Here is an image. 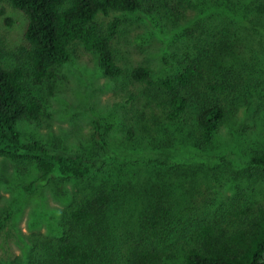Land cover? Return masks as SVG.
Wrapping results in <instances>:
<instances>
[{
    "label": "trees",
    "instance_id": "trees-1",
    "mask_svg": "<svg viewBox=\"0 0 264 264\" xmlns=\"http://www.w3.org/2000/svg\"><path fill=\"white\" fill-rule=\"evenodd\" d=\"M8 1L25 26L12 63L0 60V158L35 166L37 175L25 193L57 182L79 185L66 195L59 235L34 243L26 264H264V205L244 204L241 188L210 208L212 200L198 199L201 192L191 185L207 175L200 167L166 157L132 172L118 166L101 172L80 154L51 153L38 140L23 141L19 129L40 122L44 110L34 88L54 82L80 45L95 55L102 75L119 82L126 108L118 117L129 122L127 141L139 134L144 148L167 152L174 143L173 132L165 134L169 123L185 148L210 150L221 125L242 105L249 108L256 98L264 112L260 49L252 48L257 52L245 58L250 39L264 33V0H159L157 11L151 0ZM185 4L194 8L195 18L211 14L193 22ZM141 11L156 12L166 33L193 23L182 31L184 51L164 60L175 67L170 75L155 79L141 64L124 69L112 44L126 20H97L111 12ZM110 131L111 125L93 122L96 153L106 152ZM233 175L264 182V142ZM10 215H0V233Z\"/></svg>",
    "mask_w": 264,
    "mask_h": 264
},
{
    "label": "rangeland",
    "instance_id": "rangeland-1",
    "mask_svg": "<svg viewBox=\"0 0 264 264\" xmlns=\"http://www.w3.org/2000/svg\"><path fill=\"white\" fill-rule=\"evenodd\" d=\"M151 1L156 3L155 11L159 10V0ZM189 1L197 3V0ZM142 4L148 2L142 0ZM185 7L188 8L186 14L193 12V22L194 19L207 18L211 14L208 11L198 13L195 18L194 8L187 4ZM0 11L3 12L0 14V60L10 64L23 44L25 19L18 10L11 7L8 0H0ZM115 17L126 20L112 44L117 62L124 69L138 64L145 65L152 70L155 79L175 72V67L167 65L164 60L170 61L173 51L179 54L184 51L187 42L181 38L182 31L185 27H192L193 23L166 33L167 28H160L164 22L158 19L156 12L152 16L144 11L127 15L111 12L108 16H97V20L107 23ZM168 27L171 28L170 24ZM254 47L260 49L257 55L264 68L263 32L250 39V47L245 54L247 61L257 52L252 50ZM119 87L115 79L102 75L92 52L76 45L72 48L70 61L58 68L57 79L34 88L44 112L39 123L19 125L22 140H38L51 153L85 156L96 163L101 172L114 166L132 172L143 168L150 160L162 161L169 157L173 162L200 167V173L207 174L204 178L198 176L199 179L191 185L200 190L198 199L204 197L208 204L212 200L210 208L226 200L236 187L246 194L244 204L264 205L263 181H246L233 175V172L240 171L246 165L249 154L264 142V112L259 105L260 100L253 98L249 108L242 105L234 116L224 121L212 148L205 152L185 148L178 131L166 123L168 126L165 134L173 132L171 137L174 143L165 152L152 146L144 148L139 134L126 140L125 131L129 122L120 121L118 117L126 108V97ZM94 121L100 125H111V131L106 137L105 153L93 150L90 135ZM135 141L141 144L140 148L135 145ZM36 175L34 165L17 164L0 158V215L7 212L11 214L0 233V264H26L29 254L34 252V243L57 237L66 195L75 191V185L79 187L74 181L57 182L34 193H25L24 187ZM99 178L97 176L96 180ZM204 183H208L207 188Z\"/></svg>",
    "mask_w": 264,
    "mask_h": 264
}]
</instances>
